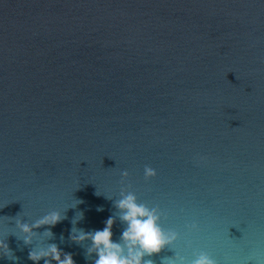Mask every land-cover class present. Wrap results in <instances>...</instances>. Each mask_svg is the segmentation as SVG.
<instances>
[{"label": "water", "instance_id": "95a60500", "mask_svg": "<svg viewBox=\"0 0 264 264\" xmlns=\"http://www.w3.org/2000/svg\"><path fill=\"white\" fill-rule=\"evenodd\" d=\"M122 189L179 233L155 264H264V0H0V264L50 243L94 264L71 229ZM53 210L25 244L16 221Z\"/></svg>", "mask_w": 264, "mask_h": 264}, {"label": "clouds", "instance_id": "9594fccd", "mask_svg": "<svg viewBox=\"0 0 264 264\" xmlns=\"http://www.w3.org/2000/svg\"><path fill=\"white\" fill-rule=\"evenodd\" d=\"M122 175L128 177L129 172L125 170ZM156 175V169L145 166L146 178ZM114 207L117 211L107 218L103 229L93 231H85L77 227L71 229L70 239L72 241L80 244L84 241H91L86 248V255L92 257L94 253L96 254L94 264H155L154 260L146 259V257L160 253L163 249L173 245L179 238L177 231L166 230L162 226L163 213L159 207H149L146 203H140L135 192L122 189L120 198L114 200ZM117 218L125 225L118 241L113 239L112 230ZM62 219L64 217L60 212L53 210L34 223H28L21 219L16 221V225L24 234L22 238L24 243L32 244L33 238L38 234L35 229L45 225L55 226ZM198 227L195 223L189 225L192 230L198 229ZM43 233L48 238L54 236L50 227ZM0 250H2L0 256H8V253L11 252L5 239H0ZM174 252L173 256L163 258V264H218V261L206 251H200L191 261L175 250ZM29 259L37 264L42 259L44 264H53V261L56 264H76L73 254L64 252L56 243L47 244L43 248H32L29 252Z\"/></svg>", "mask_w": 264, "mask_h": 264}]
</instances>
